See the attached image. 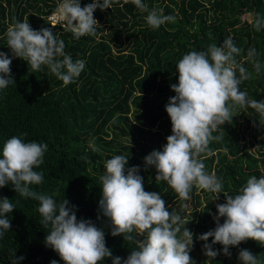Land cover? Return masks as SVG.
<instances>
[{
  "label": "trees",
  "instance_id": "1",
  "mask_svg": "<svg viewBox=\"0 0 264 264\" xmlns=\"http://www.w3.org/2000/svg\"><path fill=\"white\" fill-rule=\"evenodd\" d=\"M60 2L0 0V51L9 58L7 28L13 18L23 22L28 17L34 30L52 28L74 61H85L81 75L65 86L47 66L33 72L26 61L13 59L15 84L0 89V158L3 145L13 136L25 142L47 143L43 164L34 168L44 179L40 185H31L32 190L51 196L57 203L68 199L70 205L77 206L78 219H90L104 230L113 256L126 259L135 244L123 235L113 237L107 218L99 212V177L106 171L105 162L125 155L129 158L127 167L139 166L145 191L160 193L166 208L170 212L175 209L188 222L185 226L195 234L190 255L196 264H205L204 242L196 236L216 227L212 215H218L216 205L226 203L224 193L238 194L250 176L264 175V124L259 114L252 108L238 109L232 123L213 133L222 134V139L209 144L213 155L204 158V163L208 173L214 170L223 179L222 193L194 187L191 199L181 200L166 181L155 179L157 171L145 165L144 157L153 150L162 151L172 134L165 105L175 95L171 84L178 83V61L191 51H206L212 43L221 46L226 36H233L236 46L243 49L236 58L252 74L240 89L246 90L250 99L264 101V29L256 32L250 23L256 13L264 16V0H143L149 9L163 8L165 15H176L175 23L155 30L144 19L147 13L140 12L131 0H114L112 8L94 12L100 22L96 35L80 39L47 20ZM91 2L81 0V6ZM246 12L251 14L250 21L240 19ZM251 47L259 53V74L245 59ZM0 197L15 205L13 212L6 214L11 230L0 239V264H11L13 252V259L25 257L20 264H50L53 259L64 264L45 245L48 233L40 224L39 202L20 196L11 183L0 188ZM213 247L221 254L210 264H242L240 249L250 250L264 264V245L254 240L230 246L231 258L223 254L222 245ZM100 264H112V259L105 258Z\"/></svg>",
  "mask_w": 264,
  "mask_h": 264
},
{
  "label": "clouds",
  "instance_id": "2",
  "mask_svg": "<svg viewBox=\"0 0 264 264\" xmlns=\"http://www.w3.org/2000/svg\"><path fill=\"white\" fill-rule=\"evenodd\" d=\"M113 2L93 0L82 7L81 0H62L54 15L76 39L94 36L100 24L94 12L112 8ZM131 3L140 12L147 13L144 19L154 30L176 22V15H165L163 8L149 9L143 0H131ZM250 23L259 32L264 29V16L256 13ZM5 35L12 57L0 51V89L15 84L11 71L15 58L26 61L29 71L47 66L65 86L74 83L85 68L83 59L74 61L65 53L64 41L57 39L52 28L34 30L28 17L23 22L13 18ZM242 52L229 35L221 46L212 43L206 51H191L178 61V83L171 84L175 95L165 105L172 134L167 137L163 150H153L144 157V162L147 167L156 169L155 179L166 181L181 200H190L194 187L222 193L223 179L214 170L206 171L204 158L213 155L209 144L222 139V134L214 136L213 133L221 125L232 123L238 109H255L260 123L264 124V101L250 99L248 92L240 89L244 81L252 78L236 58ZM258 55L256 48L251 47L245 58L257 74L262 67ZM253 126H256L255 121ZM47 149V143L25 142L18 136L8 139L0 158V188L11 183L20 196L39 202L40 224L48 233L45 245L53 249L64 264H100L105 258H111L112 264H196L190 255L195 234L185 226L188 222L175 209L170 212L166 208L160 193L145 191L139 166L127 167L129 158L125 155L106 160V171L99 177L102 185L99 212L107 218L111 235H123L126 241L135 244L126 259L113 256L106 246L104 230L90 219H78L77 206L70 205L66 198L57 203L51 196L32 190L31 185L43 182V173L34 168L43 164ZM224 195L226 203L217 204L218 215L212 214L216 227L196 236L204 242L202 250L208 258L205 264L221 254L214 249L215 244L222 245L223 254L229 258L232 256L230 246H239L250 239L264 245V175L250 176L238 194ZM14 209L12 200L0 197V239L11 230L6 214ZM221 218H224L223 223ZM137 236L143 239L138 240ZM209 238H213L211 243H208ZM14 256L15 252L11 254V264H20L25 259L24 256L13 259ZM238 259L242 264H261L258 256L248 249H240ZM50 264H58V261L53 259Z\"/></svg>",
  "mask_w": 264,
  "mask_h": 264
},
{
  "label": "built area",
  "instance_id": "3",
  "mask_svg": "<svg viewBox=\"0 0 264 264\" xmlns=\"http://www.w3.org/2000/svg\"><path fill=\"white\" fill-rule=\"evenodd\" d=\"M55 11L51 12L48 14L47 16V20L49 21V23L51 25H60L61 27L63 22L59 20V18L57 16L54 15Z\"/></svg>",
  "mask_w": 264,
  "mask_h": 264
},
{
  "label": "rangeland",
  "instance_id": "4",
  "mask_svg": "<svg viewBox=\"0 0 264 264\" xmlns=\"http://www.w3.org/2000/svg\"><path fill=\"white\" fill-rule=\"evenodd\" d=\"M240 19L242 20V21H245V20H248V21H250L251 20V16L249 15V13H242V14H240Z\"/></svg>",
  "mask_w": 264,
  "mask_h": 264
}]
</instances>
